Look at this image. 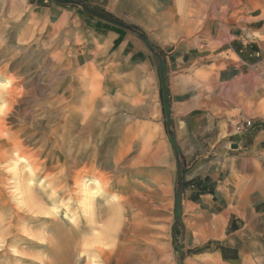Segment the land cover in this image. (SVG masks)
I'll list each match as a JSON object with an SVG mask.
<instances>
[{
  "label": "rangeland",
  "instance_id": "1",
  "mask_svg": "<svg viewBox=\"0 0 264 264\" xmlns=\"http://www.w3.org/2000/svg\"><path fill=\"white\" fill-rule=\"evenodd\" d=\"M32 3L0 0V81L13 87L0 86V264H178L177 162L153 52L124 29L143 51L135 58L94 50L83 20L51 23ZM143 3L147 8L117 17L145 32L161 53L192 44L212 21L241 24L264 39V0ZM197 76L208 101L213 72ZM254 131L243 134L247 171L241 173L238 159L231 175L241 193L255 192V168L262 173ZM183 170L185 177L189 168ZM86 179L100 182L91 206L81 189ZM192 194L183 199L176 230L185 264H230L205 253L227 233L214 226L219 213L188 202ZM213 227L219 236H207ZM247 262L263 261L257 255Z\"/></svg>",
  "mask_w": 264,
  "mask_h": 264
},
{
  "label": "crops",
  "instance_id": "2",
  "mask_svg": "<svg viewBox=\"0 0 264 264\" xmlns=\"http://www.w3.org/2000/svg\"><path fill=\"white\" fill-rule=\"evenodd\" d=\"M82 1L115 16L125 9L147 8L144 0ZM46 2L33 0L37 15L51 23L69 16L83 20L89 33L86 43L92 49L130 59L143 52L133 36L113 24ZM208 25L192 44L182 42L162 53L173 129L184 166L189 168L185 182L193 188L184 189L183 199L193 193L188 202L209 214L219 213L214 226L219 223L220 233L222 225L226 229V238H219L222 249L205 253L230 264H248L247 257L259 255L264 264V86L253 87L264 84V39L249 34L241 24L220 20ZM261 33L264 35V28ZM144 63L154 72L152 58L145 56ZM208 71L213 72L215 83L207 101L197 74ZM245 118L254 121L255 153L262 164V173L259 166L255 168V192L251 194L237 192L231 180L238 159L241 173L247 171V162L243 161L246 138L234 132V125ZM226 126L227 137L223 136ZM232 144H238V148L233 149ZM223 176L227 181H222ZM199 181L201 185L193 184ZM220 233L213 235V227L207 236L217 237Z\"/></svg>",
  "mask_w": 264,
  "mask_h": 264
},
{
  "label": "water",
  "instance_id": "3",
  "mask_svg": "<svg viewBox=\"0 0 264 264\" xmlns=\"http://www.w3.org/2000/svg\"><path fill=\"white\" fill-rule=\"evenodd\" d=\"M55 3L59 5H72L81 8V10L90 16L96 17L100 20L113 24L119 28L124 30H129L135 34H137L147 45V47L153 52L155 61L159 68V77L162 88V97H163V111L166 117V128L169 135L170 142L172 147L174 148L176 154V162H177V188L175 192V212H174V236L176 240V245L179 252V263L185 264V252L182 242L177 237V227L181 226L182 222V203H183V193H184V170H183V161L181 159V149L178 146L176 135L173 129V119L171 115V107H170V95H169V86L167 83L166 76V63L163 54L154 46L153 42L149 38V36L136 28L134 25L125 22L124 20L118 18L112 13L102 10L100 8L93 7L82 0H53ZM232 148H238V144H232Z\"/></svg>",
  "mask_w": 264,
  "mask_h": 264
},
{
  "label": "bare ground",
  "instance_id": "4",
  "mask_svg": "<svg viewBox=\"0 0 264 264\" xmlns=\"http://www.w3.org/2000/svg\"><path fill=\"white\" fill-rule=\"evenodd\" d=\"M10 82L9 81H0V86L4 87L3 89L8 88V90L10 91L11 88L13 87H9ZM10 88V89H9ZM1 89V88H0ZM2 89V90H3ZM7 90V89H6ZM1 91V90H0ZM5 91V90H4ZM8 91V92H9ZM2 92V91H1ZM19 159V158H18ZM23 159V158H22ZM27 164V163H26ZM15 169L19 171L18 169V161H16L15 165H14ZM30 169V168H29ZM31 170V169H30ZM32 173V171H30ZM18 176V175H17ZM36 177V176H34ZM30 184V183H29ZM21 186V185H20ZM82 191L84 194V199L86 201L87 206L90 205L92 203V200L97 198L99 196V191H100V182L97 179H86V181L82 184ZM23 190V188H22ZM29 191V189H27ZM83 199V200H84ZM84 202V201H83ZM93 205V204H92ZM91 206V205H90ZM89 206V207H90ZM88 208V207H87Z\"/></svg>",
  "mask_w": 264,
  "mask_h": 264
},
{
  "label": "built area",
  "instance_id": "5",
  "mask_svg": "<svg viewBox=\"0 0 264 264\" xmlns=\"http://www.w3.org/2000/svg\"><path fill=\"white\" fill-rule=\"evenodd\" d=\"M48 1V0H46ZM254 127V121L252 118H245L234 125L235 134H245Z\"/></svg>",
  "mask_w": 264,
  "mask_h": 264
},
{
  "label": "trees",
  "instance_id": "6",
  "mask_svg": "<svg viewBox=\"0 0 264 264\" xmlns=\"http://www.w3.org/2000/svg\"><path fill=\"white\" fill-rule=\"evenodd\" d=\"M81 13H83V12H81ZM118 30H120V31H124L122 28H117ZM183 165H184V162H183ZM206 180H207V178H206ZM194 185H201V182L199 181V183H193ZM185 186H186V182L184 181V188H185ZM202 190H204V188H201ZM231 228H234V224H231ZM217 249H222V246L220 245V243L218 244V246H217Z\"/></svg>",
  "mask_w": 264,
  "mask_h": 264
}]
</instances>
